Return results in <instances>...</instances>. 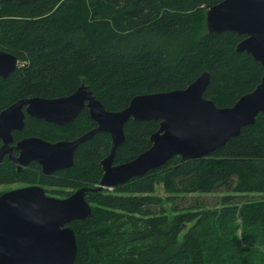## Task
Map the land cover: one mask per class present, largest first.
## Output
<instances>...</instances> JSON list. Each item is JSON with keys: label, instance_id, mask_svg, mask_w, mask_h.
Masks as SVG:
<instances>
[{"label": "trees", "instance_id": "16d2710c", "mask_svg": "<svg viewBox=\"0 0 264 264\" xmlns=\"http://www.w3.org/2000/svg\"><path fill=\"white\" fill-rule=\"evenodd\" d=\"M220 1L0 0V49L15 54L21 65L10 76H0V112L21 98L69 95L84 78L107 109L121 110L137 94L185 88L204 70L211 73L205 97L218 106L233 105L261 82L264 67L247 52L236 51L245 35L231 30L197 34L200 15ZM159 126L160 120L130 119L115 161H129L148 149ZM96 127L85 109L68 124L28 116L14 136L15 141L24 136L58 141ZM111 145L108 132H95L78 147L75 165L52 175L37 162L18 170L5 157L0 184L97 185ZM163 173L165 188L173 193L224 187L237 195L264 194V113L207 157L175 155L113 192L105 188L87 195L92 216L72 223L79 246L74 264H264L259 256L264 197L235 201L227 195L220 208L180 210L168 226L162 199L154 195ZM238 220L242 234H231Z\"/></svg>", "mask_w": 264, "mask_h": 264}, {"label": "water", "instance_id": "95a60500", "mask_svg": "<svg viewBox=\"0 0 264 264\" xmlns=\"http://www.w3.org/2000/svg\"><path fill=\"white\" fill-rule=\"evenodd\" d=\"M12 1V0H2ZM30 4L36 0H13ZM207 34L231 30L246 37L236 46L264 67V0H221L206 11ZM19 58L0 49V76L8 77L19 67ZM211 73L204 70L185 88L135 95L121 110H110L96 97L84 78L71 94L60 97L21 98L0 112V163L8 155L18 170L38 162L45 174L75 165L81 143L97 131L112 136L102 160L103 176L97 185L76 189L68 197L48 195L42 185H27L0 195V264H74L78 240L72 223L93 214L87 195L116 187L149 170L163 166L175 155L183 160L207 157L254 125L264 113V75L256 88L231 106H218L205 97ZM88 107L98 126L72 140L51 141L26 136L15 143L14 131L25 127L27 114L57 124H68ZM160 120L151 146L135 158L115 163L117 149L126 140L125 125ZM19 151V154L15 152Z\"/></svg>", "mask_w": 264, "mask_h": 264}, {"label": "rangeland", "instance_id": "374dc122", "mask_svg": "<svg viewBox=\"0 0 264 264\" xmlns=\"http://www.w3.org/2000/svg\"><path fill=\"white\" fill-rule=\"evenodd\" d=\"M207 10V9H206ZM206 10L204 11L203 15L200 16V24L198 26L197 34L202 35L207 31V23H206ZM19 66H21L19 64ZM165 173L159 174L157 181L155 183V192L154 195L160 197L162 199L163 206L166 208V212L169 216V223L168 226L175 221L177 215L180 213V210L190 211V210H201V209H209V208H220L223 203V199L225 196L234 195L235 201L240 200L244 201L246 199H260L264 197V194H257V193H250L249 195H237L234 192H228L224 189V187L219 188L215 192L211 193H188V192H180V193H173L168 191L165 188L163 183V177ZM24 184L19 182L7 183V184H0V193H3L7 190L14 189L17 187H21ZM48 195L56 196V197H65L68 193L74 192L75 187L72 186H59V185H44ZM114 188H106V192H113ZM89 195V194H88ZM241 204L243 202H240ZM178 208V209H176ZM241 220H238L237 225L233 226L231 229V234L241 235L242 228L240 226ZM194 222L188 223L185 230L180 234L179 240L182 241L184 233L186 230L193 225ZM261 251L263 252L259 255L263 262H264V247L259 246Z\"/></svg>", "mask_w": 264, "mask_h": 264}, {"label": "flooded vegetation", "instance_id": "af4514ba", "mask_svg": "<svg viewBox=\"0 0 264 264\" xmlns=\"http://www.w3.org/2000/svg\"><path fill=\"white\" fill-rule=\"evenodd\" d=\"M85 109H86V110L88 111V113L90 114L89 108H88V107H85L83 110H85ZM81 112H82V111H81ZM81 112H80V113H81ZM80 113H79V114H80ZM28 116H30V115L27 114L26 119H27ZM90 116H91V115H90ZM91 117H92V116H91ZM40 120H42V119H40ZM96 123H97V121H96ZM97 126H98V123H97ZM14 132H15V131H14ZM109 134H110V133H109ZM110 135H111V134H110ZM24 137H25V136H24ZM24 137H22V138H24ZM111 137H112V136H111ZM22 138H20V139H22ZM20 139H19V140H20ZM74 139H76V138H74ZM64 140H72V139H64ZM17 141H18V140H17ZM17 141H15V143H17ZM0 142H1V144H2V141H0ZM1 144H0V146H1ZM110 148H111V147H110ZM109 151H110V150H109ZM15 152H16L17 154H19V151H18V150H15ZM75 154H76V153H75ZM6 157H8V155H7ZM34 162H35V161H34ZM31 163H32V162H31ZM37 163H38V162H37ZM115 163L117 164L118 162L115 161ZM121 163H122V162H121ZM38 164H39V163H38ZM39 165H40V164H39ZM27 166H28V165H27ZM40 166H41V165H40ZM102 166H103V164H102ZM23 168H24V167H23ZM41 168H42V166H41ZM63 170H64V169H63ZM59 171H61V170H59ZM42 172H43V171H42ZM56 172H58V171H56ZM56 172H54V173H56ZM54 173H52V174H54ZM103 173H104V170H103ZM44 174H45V173H44ZM52 174H51V175H52ZM102 176H103V175H102ZM100 181H101V180H100ZM19 183L24 184L23 186H27V185H40V184H29V183H27V182H19ZM45 185L48 186V185H56V184H52V182H50V184L48 183V184H45ZM88 185H92V184H88ZM93 185H95V184H93ZM42 186L45 187L44 185H42ZM83 186H87V184H86V185H83ZM81 187H82V186H81ZM79 188H80V187H79ZM45 189H46V188H45ZM77 189H78V188H77ZM75 190H76V189H75ZM75 190H74V191H75ZM46 192H47V191H46ZM72 193H73V192H72ZM72 193H71V194H72ZM71 194H70V195H71ZM68 196H69V195H67V196H65V197H68Z\"/></svg>", "mask_w": 264, "mask_h": 264}]
</instances>
